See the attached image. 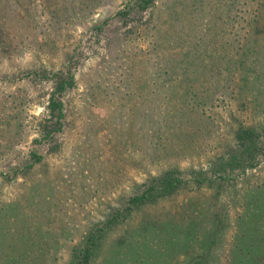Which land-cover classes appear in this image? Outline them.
Masks as SVG:
<instances>
[{
    "label": "rangeland",
    "instance_id": "374dc122",
    "mask_svg": "<svg viewBox=\"0 0 264 264\" xmlns=\"http://www.w3.org/2000/svg\"><path fill=\"white\" fill-rule=\"evenodd\" d=\"M98 233L91 264H264V0H0V264Z\"/></svg>",
    "mask_w": 264,
    "mask_h": 264
},
{
    "label": "trees",
    "instance_id": "16d2710c",
    "mask_svg": "<svg viewBox=\"0 0 264 264\" xmlns=\"http://www.w3.org/2000/svg\"><path fill=\"white\" fill-rule=\"evenodd\" d=\"M145 1V0H143ZM55 104V103H54ZM53 104V105H54ZM60 104V103H59ZM41 159V155H38L37 154V159L36 160H40ZM233 159H237L236 156H234ZM232 159V161H233ZM234 162V161H233ZM167 181V184L168 185H171L173 184V177L168 175L166 177V179L164 181H162L161 183H165ZM161 188H164V187H161ZM145 198V194L143 195H139V196H136L135 198L132 199V202H138V201H141ZM99 233L98 234H95L93 237H92V240L91 242H88L86 243V246L84 248L81 249V252H82V255H81V258L75 257L74 261H73V264H91V259H92V256H93V252H94V249H93V244L96 243V241L99 240ZM250 235V238L254 241H257V237L255 236L254 234V231L252 230L251 233L249 234ZM247 236V235H246ZM264 238V237H263ZM264 240V239H263ZM212 243V239L210 241V243H208L206 246H207V249L204 251V253H202V256L204 255V257L207 256L208 257H211L212 254L211 253V244ZM256 255H251V257H249V262H247V264H263L262 262H257V260H254V257ZM207 264V263H206Z\"/></svg>",
    "mask_w": 264,
    "mask_h": 264
}]
</instances>
